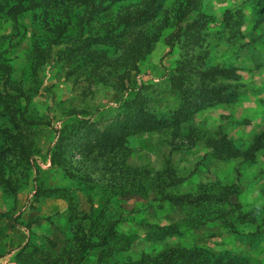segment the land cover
I'll list each match as a JSON object with an SVG mask.
<instances>
[{"label":"rangeland","instance_id":"374dc122","mask_svg":"<svg viewBox=\"0 0 264 264\" xmlns=\"http://www.w3.org/2000/svg\"><path fill=\"white\" fill-rule=\"evenodd\" d=\"M190 1L0 0V264H264V0Z\"/></svg>","mask_w":264,"mask_h":264},{"label":"trees","instance_id":"16d2710c","mask_svg":"<svg viewBox=\"0 0 264 264\" xmlns=\"http://www.w3.org/2000/svg\"><path fill=\"white\" fill-rule=\"evenodd\" d=\"M55 1L59 4V3H63L64 1H67V0H55ZM108 1H112V0H75V2L78 4V6L85 8L86 13L84 16H90V17L91 16L93 17L94 16L93 14H95V13L96 14L101 13L102 12L101 9H102L104 3L108 2ZM192 6H193V2L191 0L189 2V6L185 9L186 10L185 16H187V14L190 12ZM160 9L161 8H159V3L157 4L156 0H147V4L144 8V11H141L140 13L137 12V13H135L134 16L124 18L123 22H126L131 27H138L141 31V29L145 28L147 24L151 23L152 21H154L157 18ZM181 24L182 23H178L175 26L174 31L169 34V36H168L169 43L172 44L170 41L174 42L175 40H181L182 37H185L188 40L189 46H191L190 43H194L195 39L201 37L202 30L200 29L199 22L195 21L192 23H188L186 25H181ZM145 31H147V30H145ZM149 44H151L150 40L146 43V45L149 46ZM138 47H141V44H138ZM140 55L141 54H138V56H140ZM202 77L204 79L206 77L211 78L206 73L205 74L203 73ZM174 81L177 84V86H182V83L180 82V77L178 78V75H177V77L174 78ZM213 89H215V88H213ZM208 92H210L212 94L216 93L213 91H208ZM219 96L220 95H218L217 99L219 98ZM186 107L189 108V106H186ZM183 108H185V107H183ZM140 113L142 115L141 119L144 120L145 125L153 126L157 123L158 124L164 123V125L169 124L173 127L178 126V125H175V123L171 124L172 121H170L169 119H166V120L160 119L159 120V119L155 118L153 115H149L144 111H141ZM153 119L155 121H153ZM156 121H157V123H155ZM96 245H92V244L86 245L84 252L91 251L94 247H97ZM85 258H86V254L83 253V255H81L79 258V263H82L85 260Z\"/></svg>","mask_w":264,"mask_h":264}]
</instances>
